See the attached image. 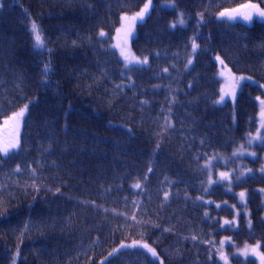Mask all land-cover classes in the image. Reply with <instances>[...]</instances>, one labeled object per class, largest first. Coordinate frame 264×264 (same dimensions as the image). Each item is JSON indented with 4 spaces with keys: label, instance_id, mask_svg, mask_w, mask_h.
Returning <instances> with one entry per match:
<instances>
[{
    "label": "trees",
    "instance_id": "16d2710c",
    "mask_svg": "<svg viewBox=\"0 0 264 264\" xmlns=\"http://www.w3.org/2000/svg\"><path fill=\"white\" fill-rule=\"evenodd\" d=\"M85 1L63 0L57 10V0H42V18L60 11L65 17L57 27L70 34L61 48L38 27L45 38L39 51L31 26L13 32L17 17L9 4L7 13L0 6L2 50L8 55L1 57L0 78L13 84L21 64L34 69L36 63L50 95L66 92L73 80L68 93L76 97L70 109L58 105L37 114L42 90L22 96L0 83V143L11 142L13 114L28 106L19 149L0 156V213L15 219L19 230L13 235L0 228V264H102L113 249L133 241L140 243L121 249L109 264H262L235 251L260 244L264 255V163L242 153H264V143H247L258 128L256 98L264 100V18L243 7L264 9V0H106L102 5L93 0L95 8ZM139 2H149V8L137 24L133 49L148 64L127 68L113 48L112 32L123 14L144 8ZM220 7L236 16H226L231 23L224 32V25L212 20ZM248 13L251 22L243 19ZM237 75L254 82L245 81L235 101L217 104L221 83ZM119 84L123 89L106 100L104 94ZM175 86L193 94L209 88V97L201 102L187 96L181 99L185 111L176 113L161 103L171 101L163 88L180 98ZM24 178L32 191L46 195L42 203L26 200ZM220 212L219 222L209 219ZM200 220L209 225L206 234L198 228Z\"/></svg>",
    "mask_w": 264,
    "mask_h": 264
},
{
    "label": "bare ground",
    "instance_id": "6f19581e",
    "mask_svg": "<svg viewBox=\"0 0 264 264\" xmlns=\"http://www.w3.org/2000/svg\"><path fill=\"white\" fill-rule=\"evenodd\" d=\"M83 1V0H81ZM117 1V0H116ZM122 1V0H121ZM121 1L119 0V3H121ZM153 2V0H150ZM63 0H57L56 3V9L58 10L60 7V5L62 4ZM85 2H87V6H93V8H95V3L96 1L93 0H86ZM97 2L102 5L106 3V0H97ZM118 2V1H117ZM42 3V0H0V6H1V11L4 13H7V6L8 4L11 6L14 17L16 18V21L14 22V24L11 25L10 29L13 32H20L22 29L25 30V28H27L28 26H31V24L33 23V21L35 23H37L38 27H40L42 30V32H46L47 35H49L50 37H52L55 42L57 43L58 47L61 46V48L67 43L68 38H69V34H70V29L65 30L63 28H58L57 27V23L59 22L58 19L60 17H65V15L60 14V11L57 12H53L50 13V15L48 17L42 18V13H41V9L38 10V8L40 7V4ZM139 2V5L136 3V5L138 7L142 6L144 7L147 3L149 2ZM127 4V3H126ZM142 4V5H141ZM98 9L94 10V11H90L92 12L91 14H94ZM100 12V11H99ZM222 12V7L218 8L215 11L214 16L212 17V20L215 24H223V28H226V24L231 23L228 19H226V17H221L220 13ZM63 13V12H62ZM134 13V12H133ZM130 14V13H129ZM42 18V19H41ZM211 19H207L206 23L208 25H210L212 23ZM103 21H105L108 25L112 26L113 25V29L116 28V24H112L110 21H108L107 19H103ZM224 28L223 32L226 31ZM4 30L5 28H2L0 30V62H2V58H4L6 56H8L4 50H2V40H3V34H4ZM44 30V31H43ZM44 32V33H45ZM223 32H221L223 34ZM5 33L7 34V29L5 31ZM45 33V34H46ZM112 33H115L114 31ZM105 38V37H104ZM134 41V40H133ZM133 41H132V47H133ZM163 41V40H161ZM100 42L102 44H104V41L101 37ZM158 44H164L165 42H157ZM154 45V44H153ZM148 45L145 46V48ZM114 48V47H113ZM116 50V49H115ZM83 51H85V47L83 49ZM134 51V49H133ZM154 52H157L155 48H153ZM160 51V50H159ZM117 52V50H116ZM118 53V52H117ZM135 53V51H134ZM119 55V53H118ZM2 57V58H1ZM161 59V52H160V56ZM33 68H29L23 64L20 65L21 67V74L19 76V79L17 80V82L13 83V84H8L7 82H5L3 79L0 78V83L5 84L7 86H9L12 90H17L19 92L20 95L25 96L26 94H32V95H36L39 91H43V94L41 97L37 98V103L41 104L38 105L37 107V114H40L42 111H44L45 109L47 110H53L56 106H61V107H65L67 109H70L74 103H76V100L74 96H72V94L68 93L73 85L75 84L74 81H68V84H66V92H63L61 94H49L47 92V86L43 83L47 82L46 79H44L42 82H40V77L42 76V74L37 71L38 69V65L36 63L32 64ZM189 66V64H188ZM198 70H200V66L196 67ZM65 68L62 66L61 70H64ZM184 70H187L189 68L187 67H183ZM14 70H16L14 68ZM27 70H31V73H27ZM64 72V71H63ZM188 74H191V72H189L188 70ZM159 78V77H157ZM172 81H175L176 83L179 82V76L178 75H173L171 78ZM40 82V83H39ZM195 82L199 83V84H203L201 80L197 79L195 80ZM198 84V86H199ZM49 85V82H48ZM1 86V85H0ZM76 87V86H75ZM175 88L178 90L180 98L177 99L174 96H171L168 91L167 88H163L162 90V94L163 96L171 99V101H166V102H161L162 105L166 108H172V110H176V113H180L185 111V109L182 108V102L181 99L184 100L187 96H192L195 99H201V102L203 100H205L206 97H209V88L205 89V92L203 90H201L199 93L197 94H193L191 92H189L185 87L183 86H175ZM123 89V84H119L114 86L109 92L105 93V99H111L114 98L116 95V92ZM193 90H197V88L193 89ZM26 93V94H25ZM196 93V91L194 92ZM117 98L122 101V97L117 94ZM12 104H6V106H11ZM24 108V107H22ZM21 108V109H22ZM16 112L18 113L19 110L17 109ZM211 113H214V111H210ZM26 113H27V109L24 113V119L23 121H25V117H26ZM232 121V119H228V121ZM72 123L74 124L73 126H76V121L73 120ZM24 124V123H23ZM27 133H29V130H27ZM31 141V139L29 140V142ZM13 169V165L9 162L6 166V171L7 172H11V170ZM29 183L30 180L28 178H24L23 182L21 183L22 189H23V194L26 198V200L28 201H32V200H37L38 202L42 203L43 199L45 198L44 196H46L45 194H43L41 191L38 190H34L32 191L29 188ZM209 219H211L214 223H217L220 221V219L224 218V213L220 212L218 214H209ZM15 217V216H14ZM93 225H89L88 227H91ZM22 226L19 227V229ZM0 228H4L7 230H10L11 234L16 235L19 234V230H18V226H17V222L11 219V218H7V216H4L0 213ZM80 228H83L80 227ZM198 228L199 230L206 234V231L210 230L209 225L204 222V220H200L198 222ZM0 243L3 244L1 238H0ZM64 260H67L66 258H64ZM53 264H63L62 262L56 261Z\"/></svg>",
    "mask_w": 264,
    "mask_h": 264
},
{
    "label": "rangeland",
    "instance_id": "374dc122",
    "mask_svg": "<svg viewBox=\"0 0 264 264\" xmlns=\"http://www.w3.org/2000/svg\"><path fill=\"white\" fill-rule=\"evenodd\" d=\"M139 12L140 11L135 12V13H130V14H123L121 16L120 25H119L118 29L116 30V33L114 36L113 47H114V49L117 50L121 60L123 61L124 65L127 68L136 67V66H145L148 64V59H147L146 63H142V61H144L145 58L137 56L134 53L133 47H132V41L136 35V27H137V24L140 21V19H137L133 23L131 18ZM121 48H124L130 57L134 56L137 58V60L132 61L130 63L126 62L124 57L120 54ZM137 61H140V62H137ZM235 77H237V78L238 77L249 78V77L244 76V75H239V76L237 75ZM245 81L254 82L253 80H251L249 78V79H245V80L241 81L239 85H235L234 78H230L227 81L221 83L220 94H219V98L217 100V104L221 105V104L226 103L227 101H232V102L235 101L237 98L238 92L241 89L242 84ZM234 85H235V87H234ZM221 97H223V99H221ZM256 99L258 101V104H260V106H261V112L259 115L260 118H258V128H257L256 132L250 136L251 138L248 139L247 143L248 144L250 143L252 145H254V144L261 145L262 143H264V105L262 107L261 101H264V100L262 98H259V97H257ZM23 119H24V116L22 118H18L16 126H15V132H14V135L12 136L11 142H15L16 140H18L19 144H20L21 132H22L23 123H24ZM2 145L3 144L0 143V146H2ZM17 149H15L14 151H16ZM10 151L13 152V150H10ZM245 151H246L245 149H243V151H242V153L244 154L243 157L251 158V159L261 158V160L264 163V153H262L260 155L259 151L255 150V149L248 150L246 152ZM261 170H264V169L261 167ZM263 198H264V195H263ZM257 245H259V247H257ZM254 248L256 249L255 252L252 251V249H254ZM235 252H236V255H238V256H241L243 258L253 257L258 262L262 263L261 257L263 254H262V251L260 248V244H254V245L249 244V245H246V246L241 247V248H236Z\"/></svg>",
    "mask_w": 264,
    "mask_h": 264
},
{
    "label": "snow or ice",
    "instance_id": "6c2138e0",
    "mask_svg": "<svg viewBox=\"0 0 264 264\" xmlns=\"http://www.w3.org/2000/svg\"><path fill=\"white\" fill-rule=\"evenodd\" d=\"M243 7L257 10V13H258L259 17L264 18V9L259 8V5H257V4H248V5H244ZM148 8H149V5L146 4L144 6V8L139 13H137L135 16H133L131 18L132 22L134 23L137 19H142L143 16L145 15V13L148 11ZM242 15H243V19L245 21H247V22H251L253 20V15L251 13L242 14ZM220 16L221 17H226L227 16L229 19H235L236 18V16L234 14H230V13H226V12H221L220 13ZM179 23L180 24H183L184 23L183 18H180L179 19ZM173 26H175V24H173ZM31 30H32V33L34 35V42H35L34 43V47H35V49L38 50V51L39 50H43L44 47H45V38L41 34V32H40V30L38 28V25L34 21L31 24ZM100 35L103 36L104 35V32L101 31L100 32ZM197 47L198 46L196 45V43L193 42V44H192L193 51H195ZM120 54L124 57L125 61L128 62V63L137 60V58L134 57V56L133 57H130L129 54L125 51L124 48H121V53ZM217 59H219V57H217ZM137 62H140V61H137ZM146 62H147V58H145L144 61H142V63H146ZM188 63L191 64L192 61L189 60ZM221 64H223V61H221ZM49 70H50L49 66L46 65L45 68H44V71L45 72H48ZM165 71H167V70L165 69ZM245 79H249V78H245V77L234 78L235 85H239L240 82L243 81V80H245ZM235 85H234V87H235ZM221 99H223V97H221ZM261 103L264 104V101H261ZM27 107L28 106L25 105V107L23 109H21L19 111V113L13 114V117L12 118H14V119L15 118H22L24 116V113H25ZM18 146H19V141L18 140H16L15 142H7V143H4L2 146H0V152H2L3 154H5V156L11 155L12 152L10 150H13L14 151L15 149L18 148ZM262 171H264V170H262ZM220 176L222 178H225L226 179L228 177V174L227 173H221ZM211 183H212V181H211V179H209V184H211ZM135 187L139 188V187H141V185L139 183H137L135 185ZM57 191H59V190L57 189ZM262 191H264V190H262ZM244 195L245 194L243 192L240 193L241 199L244 198ZM167 197H168V193H165V198L167 199ZM226 223H228V222H226ZM249 226H251V221H249ZM139 243L140 242H138V241H133L131 246L121 245V248L120 249H113V251L111 253H109V256L105 258V260L102 262V264H109L110 258H112L115 255H117L119 253V251L121 249H123L124 247H135V246L139 245ZM221 243L223 244V241ZM142 247L145 248V249H147V251L150 252L153 257H156L157 256V252H156V250L154 248H151L147 244H143ZM257 247H259V245H257ZM252 251L255 252L256 249L254 248V249H252ZM261 261H262V264H264V255H262Z\"/></svg>",
    "mask_w": 264,
    "mask_h": 264
}]
</instances>
